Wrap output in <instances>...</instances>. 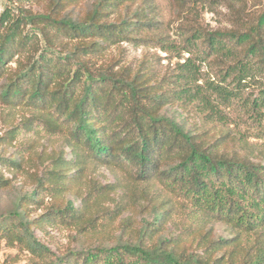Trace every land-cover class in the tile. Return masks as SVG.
I'll return each instance as SVG.
<instances>
[{
    "label": "trees",
    "instance_id": "1",
    "mask_svg": "<svg viewBox=\"0 0 264 264\" xmlns=\"http://www.w3.org/2000/svg\"><path fill=\"white\" fill-rule=\"evenodd\" d=\"M137 2L99 0L84 15L66 14L60 19L26 11L11 19L6 8L0 16V79L13 74L0 97L5 104L25 103L47 110L55 128L67 134L72 149L77 154L85 150L93 163L128 166L136 181H156L179 196L185 212L181 234L167 233L163 213L154 210L153 220L141 227L136 240L56 253L37 239L31 221L17 211L11 223L0 221V236L16 231L35 256L30 264H264V158L243 153L239 149L243 139L190 129L164 113L171 97L144 75L130 77L90 59L102 42L134 40L157 27L152 9ZM122 5L136 8L106 19L108 10ZM36 22L44 24L41 32L46 43L31 61L29 44L39 33L34 29L24 33L22 28ZM251 22L246 30L207 31L193 21L185 42L191 48L203 45L232 58L238 56L233 45H246L243 57H258L264 64V10ZM51 29L68 36L70 46L57 47L54 36H48ZM15 55L23 59H17V67L9 72L5 64ZM183 66L176 73L177 82L180 92L193 101L200 76L195 67ZM248 66L245 60L241 73L245 69L247 74ZM213 90L219 96L231 93L215 86ZM232 142L237 147L229 146ZM80 215L68 200L63 207H50L46 218L74 224ZM41 222L36 220L40 226ZM211 222L226 225L230 235L209 242L200 236L196 246L187 244L184 238Z\"/></svg>",
    "mask_w": 264,
    "mask_h": 264
},
{
    "label": "rangeland",
    "instance_id": "2",
    "mask_svg": "<svg viewBox=\"0 0 264 264\" xmlns=\"http://www.w3.org/2000/svg\"><path fill=\"white\" fill-rule=\"evenodd\" d=\"M67 1L0 0V16L8 8L11 19L24 11L50 13L57 19L66 14L75 17L94 9L99 0H79L75 5L72 4L76 1ZM137 4L152 9L157 27L134 40L102 42V48L90 59L99 66L110 65L116 72L125 71L130 77L144 75L150 84H156L171 97L164 113L190 129L215 137L225 134L229 139H243L244 145H239L243 153L264 158L262 61L258 57L245 59L246 45H233L238 56L232 58L203 45L191 48L185 42L186 33L193 30V21L207 31L248 29L264 10V0H138ZM135 8L122 5L110 9L106 19L133 13ZM36 23H26L22 28L24 33H32L33 29L39 33V38L29 44L31 61L46 43L41 32L44 24ZM54 32L51 29L48 36H54L57 47L70 46L72 40L68 36ZM238 58L248 60L247 74L245 69L241 73L244 62L238 63ZM17 59H23V55H15L5 68L15 69ZM183 65L195 67L200 76L193 101L180 92L181 84L177 82L176 73ZM12 74L0 79V91ZM214 86L231 93L219 96ZM50 118L47 110L25 103L5 104L0 97V221L11 223L15 212H22L31 221L37 239L56 253L68 248L136 240L141 227L153 220L154 210L163 213L167 233L181 234L185 212L179 196L156 181H136L134 170L128 166L95 164L85 150L77 154L67 134L56 129ZM232 145L237 147L236 143L229 144ZM68 200L81 211L74 224L46 218L50 207H63ZM36 220L42 221L41 226ZM229 235L226 225L211 222L184 239L188 245L196 246L200 236L209 242ZM33 259L35 256L16 231L0 236V264H30Z\"/></svg>",
    "mask_w": 264,
    "mask_h": 264
}]
</instances>
